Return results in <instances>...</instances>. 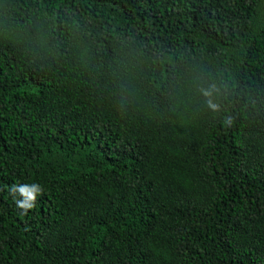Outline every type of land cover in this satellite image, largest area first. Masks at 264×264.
Returning <instances> with one entry per match:
<instances>
[{
	"label": "trees",
	"instance_id": "1",
	"mask_svg": "<svg viewBox=\"0 0 264 264\" xmlns=\"http://www.w3.org/2000/svg\"><path fill=\"white\" fill-rule=\"evenodd\" d=\"M0 264H264V0H0Z\"/></svg>",
	"mask_w": 264,
	"mask_h": 264
},
{
	"label": "clouds",
	"instance_id": "2",
	"mask_svg": "<svg viewBox=\"0 0 264 264\" xmlns=\"http://www.w3.org/2000/svg\"><path fill=\"white\" fill-rule=\"evenodd\" d=\"M21 190L24 191L27 195L31 196V193L28 191L27 188H23ZM33 206H34V204H24V205H20V207H22L24 211H27L28 208H32Z\"/></svg>",
	"mask_w": 264,
	"mask_h": 264
}]
</instances>
